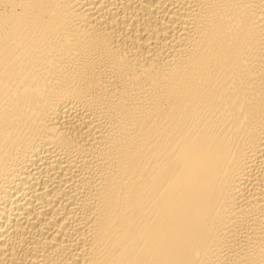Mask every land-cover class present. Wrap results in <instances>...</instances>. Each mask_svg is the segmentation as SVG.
I'll return each mask as SVG.
<instances>
[{
	"label": "bare ground",
	"instance_id": "bare-ground-1",
	"mask_svg": "<svg viewBox=\"0 0 264 264\" xmlns=\"http://www.w3.org/2000/svg\"><path fill=\"white\" fill-rule=\"evenodd\" d=\"M0 264H264V0H0Z\"/></svg>",
	"mask_w": 264,
	"mask_h": 264
}]
</instances>
